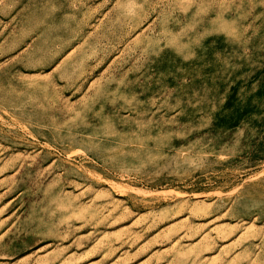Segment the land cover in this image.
Masks as SVG:
<instances>
[{
	"label": "rangeland",
	"instance_id": "374dc122",
	"mask_svg": "<svg viewBox=\"0 0 264 264\" xmlns=\"http://www.w3.org/2000/svg\"><path fill=\"white\" fill-rule=\"evenodd\" d=\"M0 264H264V0H0Z\"/></svg>",
	"mask_w": 264,
	"mask_h": 264
}]
</instances>
